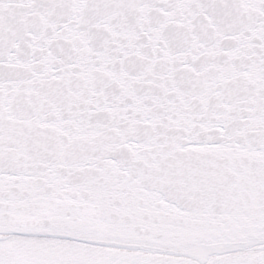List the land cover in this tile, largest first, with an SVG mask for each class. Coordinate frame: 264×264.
<instances>
[{
    "label": "snow or ice",
    "instance_id": "1",
    "mask_svg": "<svg viewBox=\"0 0 264 264\" xmlns=\"http://www.w3.org/2000/svg\"><path fill=\"white\" fill-rule=\"evenodd\" d=\"M0 264H264V0H0Z\"/></svg>",
    "mask_w": 264,
    "mask_h": 264
}]
</instances>
